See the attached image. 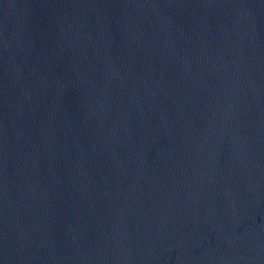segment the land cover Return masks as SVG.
Here are the masks:
<instances>
[{"label":"water","instance_id":"water-1","mask_svg":"<svg viewBox=\"0 0 264 264\" xmlns=\"http://www.w3.org/2000/svg\"><path fill=\"white\" fill-rule=\"evenodd\" d=\"M0 264H264V0H0Z\"/></svg>","mask_w":264,"mask_h":264}]
</instances>
